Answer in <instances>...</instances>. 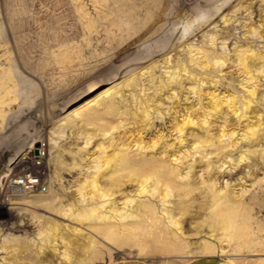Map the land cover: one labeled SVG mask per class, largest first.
<instances>
[{"label": "rangeland", "instance_id": "374dc122", "mask_svg": "<svg viewBox=\"0 0 264 264\" xmlns=\"http://www.w3.org/2000/svg\"><path fill=\"white\" fill-rule=\"evenodd\" d=\"M239 5L231 20L223 23L221 15L229 17ZM258 24L264 28L262 0H0V258L5 255L9 260L8 255L18 251L21 264H82L80 258L61 256L62 236L70 247L87 243L96 249L95 258L83 264H186L200 257H214L224 264H262L263 80L259 98L252 102L258 110L244 118L224 108L226 116L225 111L215 114L205 128H186L182 144L171 127L181 119L184 106H195L194 119H198L210 105L209 95L189 91L194 82L204 91L232 93L237 104L241 102L242 80L234 63L226 60L223 69L216 64L200 67V53L195 50L210 57L226 52L231 59L234 47L240 45L263 51L264 38L251 33ZM118 56L121 60L104 73V67ZM172 76L177 77L175 82ZM86 80L92 86L84 85ZM70 88L59 102L35 113L46 99ZM255 112L263 117L259 141L241 140L235 133L221 136L222 129L229 131L235 125L239 133L246 121L255 119ZM237 113L243 114L240 109ZM29 118L26 132L9 143ZM159 133L160 144L151 150L139 148ZM195 136L211 138V143L191 149L187 164L176 161V166L167 158L170 155H164L162 146L177 154L198 143ZM248 149L255 153L248 155ZM119 152L134 157L162 155L166 166L178 167L182 174L194 165L187 179L172 175L174 183L195 187L179 198L184 213L173 209L177 198L170 197L169 202L152 198L155 210L150 217H129L109 235L82 219L78 212L95 205L97 199L90 198L92 190L87 189L83 193L87 201L81 203L77 184L91 176L98 160L101 170L106 168L105 175L122 173L112 159L109 167L104 164ZM28 176L38 179V184L27 188ZM21 177L25 183L15 184ZM105 180L106 176L99 183L103 186ZM212 183L217 189L229 185L237 196L232 201L239 211L227 221L212 215L208 189ZM120 184L123 193L110 196L113 199L118 200L119 194L132 196L136 203L147 199L135 195L133 181L123 177ZM67 208L78 216H64ZM171 212L180 221L177 228L165 215ZM53 222L62 231L55 235L54 251L43 242L44 226ZM67 224L78 231L65 230Z\"/></svg>", "mask_w": 264, "mask_h": 264}, {"label": "bare ground", "instance_id": "6f19581e", "mask_svg": "<svg viewBox=\"0 0 264 264\" xmlns=\"http://www.w3.org/2000/svg\"><path fill=\"white\" fill-rule=\"evenodd\" d=\"M262 1L264 4V0H262ZM240 6L241 5L237 6L235 9H233L232 14L229 17H226V14L221 15L222 22L226 23V22L230 21L231 18L236 14L235 12L240 8ZM243 6L247 7L246 5H243ZM251 33L253 35H258L259 38H261V37L264 38V28L260 24H258L256 26H252L251 27ZM213 39L214 38L211 37L212 41H213ZM224 45L225 44L223 43V46ZM263 48H264V41H263ZM195 51L197 53H200V56L198 55L199 59H197V63H199L198 66L200 65V67L202 65V67L207 68L208 66H210V64H214V65L216 64V65L222 66L221 69H223V68H225L224 65L226 66V63H225L226 60H230V62L234 63L235 71L241 75L242 81H241L240 86L243 90V94H242V96L240 95L242 97L241 102H239V104H237V97H235V95H233L232 93L219 95L218 93H214L213 91H204V89L201 88L200 83L194 84L195 83L194 82L193 85L192 84L189 85L187 88L189 89V91L191 93H194L198 96H200V95L203 96L204 93L206 95H209L210 105L207 106L206 110H204L202 114H200L201 115V118L199 116L200 119L199 118L194 119V113H195L194 107L195 106L189 104L188 106L183 107V112H182V114H180L181 119L179 121H176L175 123H173V125L171 126L172 129H174L177 132L176 138H177V140H179V142H181V144H182V140H183L182 136L184 135V131L186 130V128L191 127V126H199L201 128H205L204 125L208 124V119L211 118L212 116H214L215 114L220 113V112L223 114V112L225 111L224 115L226 116L227 112L224 108H226L227 111L229 109L230 112H232L235 116H238L239 118L240 117L244 118V116L247 113H249L251 111H255L256 109H255V106L252 105V102L254 100L256 101L257 98H259L258 97V93H259L258 87L261 85L260 80H263V82H264V49H263V51L262 50H255L252 47H250V45H244V46L240 45L238 47H234L232 59H231V56L227 57L226 52L225 53L221 52V53L217 54V56L210 57L207 53L203 52V50H201L199 48H197ZM120 60H121L120 56L112 59V61H110L104 67L105 68L104 73H106L110 68H112V66L115 63H118ZM226 68H227V66H226ZM185 70H186V68H185ZM174 72H175V70H174ZM186 73H187V71H186ZM176 75H177V73H176ZM174 78H177V77L172 76L171 81H174ZM90 81L91 80H86V82H84V85H88L89 87L92 86V84H90ZM198 81H200V80H198ZM204 82H205V80H204ZM170 83L171 82L169 81L168 85ZM209 83H210V81H209ZM160 84H161V81H160ZM160 84H159V86H160ZM160 88H161V86H160ZM72 90H73V88H70L62 94H56V95L51 96L50 98L46 99V101L43 102L42 106L35 113L36 114L40 113L46 106H50L54 103L59 102L63 97H65L67 94H69ZM173 94L171 93V95H173ZM174 95L177 96L176 94H174ZM260 95H263V97H264V92H262ZM171 99H172V97H171ZM184 100H186V99H184ZM149 101H151V100H147L148 103H149ZM262 103H264V98L262 100ZM197 104H195V105H197ZM148 106L149 105H147V107ZM149 107H151V106H149ZM149 107H148V110H150ZM239 109L241 110V112H243L242 115H241V113H237V110H239ZM177 111H178L177 109L174 110V112H177ZM145 112H146L145 115L148 116L149 113H147V110ZM145 115H143V116H145ZM255 115L256 116H254L255 117L254 120H248L242 125V127H240L239 133H238V129H236L237 127L235 125L234 127L230 128V129L227 128V129H229V131H227V130L223 131L224 129H222L221 136L231 137L235 133V134L239 135L240 139L242 138V139H244L246 141L248 140L250 142L259 141V139L261 138V135H262V132L260 130L262 129L261 125H263V122H262L263 117L258 112H255ZM160 116L163 117L162 114H160ZM225 116H224V120L222 121V123L220 122L222 124V126L226 125V120H225L226 117ZM247 116H249V115H247ZM31 122H32L31 118L27 119L26 122H24L22 124V126L19 127L12 134L9 143L15 141L17 138L22 136L26 132V128L28 127L29 124H31ZM142 129L143 128H141V130L138 131L139 135L141 134ZM219 135H220V133H219ZM140 137L141 136H139V138ZM195 138H196L198 143H195L190 148H188L186 150L184 149L183 151H181L177 154H173V153L169 154L168 150H166L164 147L165 145L162 146V148H163L162 151L164 152L165 156L170 155L167 158L171 157V161H173V163L178 161V162H180V164H184V162L186 163V161L189 159L191 153L194 152L191 149L197 150L198 148H201L203 146H206V144L208 145L211 143V138L208 139L207 137H204L203 139H199V136H195ZM137 141L138 140H136L135 142H137ZM162 141H163V135L159 133V135L156 138H154L152 141H150V143L140 144L139 148H141V149L142 148H144V149L149 148L151 150L156 145L160 144ZM190 145H191V143H190ZM212 146H214V145H212ZM103 148L101 149L100 153L102 151H104ZM245 149H247V148H245ZM2 153H3V149L0 150V157H1ZM246 153L248 155L253 154V153H255V149H248ZM200 155H201V153H200ZM100 156L101 155H98L97 158L99 159ZM242 157H244V156H241V158ZM111 159L114 161V163L116 162V164H117L118 168L115 167L116 170H122V173L114 174V172L111 171L112 173H108L107 175H105L106 168L101 170V167H103L102 166L103 164H100L99 163L100 160H98V161H96V163L94 165L95 170H93L94 172L91 174V176L89 178L84 179L82 182L77 184V186H78L77 189L81 193L80 194L81 203L85 200V194H83V193L85 191H87V189L92 190V194H90V198L97 199L95 205L87 206V207L84 206L81 209V212H78V215L82 219H86L90 222L91 227H93L94 230L101 231L102 233L109 235L110 233H113L117 227H119L118 223H121L123 220H126L129 217H133V218L138 217L139 218L143 215L150 217L151 214H153L154 210H155L153 203L150 202L152 198H158V200H160L161 202H165V201L169 202L170 200L168 201V199L170 197L177 198L176 201L174 199L172 201L173 202V209H176V211L183 210L181 213L182 214L184 213L183 203L181 200H179V198H181L180 196H186L189 193H191L195 187L189 186L188 184L184 185V184H180V183H174L172 181L173 180L172 175H176L179 178L181 177V178L187 179L186 177H187L188 173L190 171H192L191 170L192 165H189V166L184 165L185 167L186 166L189 167V169L184 171V173L182 174L180 172V168L175 167L174 165L173 166L175 168H170V167L166 166L164 164V157H162V155H160V156L155 155V156H151V157H145V156L134 157L133 155L131 156V155H128L127 153L119 152L118 155H113V156L105 159L104 164L106 165V167L110 166V162H108V161H110ZM194 160H196V159H194ZM177 164L178 163L176 162V166H178ZM113 170L115 171V169H113ZM205 172H206V170H205ZM105 176H106V180L104 182V185L102 186L99 183V180H100V178L105 177ZM121 177H122V179H123V177H125L128 180L133 181L136 184V188H135V195L136 196H146L147 199H145L143 201H139L138 203H136L135 199L132 196H128L127 194H124L123 196L121 195L122 197H120L119 195L123 193V192H121V187H120V185H121L120 183L122 181ZM27 183L29 185H27L26 187L32 188L38 184V179L31 177V176H28L26 184ZM200 189H201V187H200ZM208 189H209V191L212 192V194H211V198H212L211 200L212 201L210 204L212 206L211 208H212V215L213 216L223 217L224 220L227 221L228 220L227 217L233 216L234 214H236L239 211V205H237V203L232 201V198H236L237 196H236V194H233L230 191L229 185L226 184L223 189L222 188L217 189L215 184L212 183V184H208ZM90 190H88V191H90ZM198 191H199V189H198ZM117 192L120 193L119 195H117L118 200H115V199H113V197H110V196H114L115 194H117ZM231 193H232V196H230ZM87 196H86V198H88ZM121 198H122V200L119 201ZM49 201H51V200H49ZM85 201H87V200H85ZM118 204H120V206H118ZM102 207H107L108 209L105 211L103 209V211H102ZM67 210L69 211L70 209L67 208V209L63 210L64 211L63 215L67 214V216L68 215L78 216L77 214H74V212L73 213L68 212ZM168 210H170V209H168ZM165 215L168 218L169 223L174 228H177L180 221L177 218H173L172 212L171 213H165ZM112 219L114 221H116V223H112V221H111ZM164 219H165V217H164ZM75 220H77V219L75 218ZM97 221L99 223H95ZM91 222H93V223H91ZM38 228H39V226H38ZM41 228H43V226H41ZM89 228H90V226H89ZM65 230H67V231L71 230L72 232L78 231V229L76 227L71 228V226H69L68 224L65 227ZM43 231L45 232V237L43 238V242L45 243V245L50 246L52 248V251L56 250L55 235H57V233H62L61 227L58 226L57 224H55V222H53L52 224H45ZM50 233H51V235H48ZM60 242L62 243V247H63V249L61 251V256L65 259H69L70 257H74V258L76 257V258H80L81 261H83V263H85L87 261L92 260L93 257L95 258L96 249H92L91 247H89V245H87V243H86V245L85 244H78L75 247L72 246L73 247L72 248L68 245L67 241H65L64 238H62V236H60ZM41 247H42V245L38 246V248H41ZM83 248L87 249V250H84L85 252L80 253L79 250L83 249ZM18 254H19L18 251H16V252H13L12 254L8 255L9 260H7L5 255H3L4 257L2 256L0 258V264H21L22 258H21V255H18ZM81 255L83 257H79Z\"/></svg>", "mask_w": 264, "mask_h": 264}, {"label": "crops", "instance_id": "0c3cea01", "mask_svg": "<svg viewBox=\"0 0 264 264\" xmlns=\"http://www.w3.org/2000/svg\"><path fill=\"white\" fill-rule=\"evenodd\" d=\"M114 264H142L138 262H116ZM186 264H224L223 262L219 261L218 259L214 257H200L193 259ZM264 264V262L262 263Z\"/></svg>", "mask_w": 264, "mask_h": 264}, {"label": "built area", "instance_id": "2783aa9c", "mask_svg": "<svg viewBox=\"0 0 264 264\" xmlns=\"http://www.w3.org/2000/svg\"><path fill=\"white\" fill-rule=\"evenodd\" d=\"M25 181H26V179L21 177V178L15 180L14 183L15 184H23V183H25Z\"/></svg>", "mask_w": 264, "mask_h": 264}]
</instances>
